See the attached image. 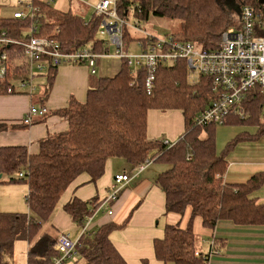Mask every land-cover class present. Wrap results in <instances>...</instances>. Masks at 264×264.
<instances>
[{"label": "trees", "instance_id": "obj_1", "mask_svg": "<svg viewBox=\"0 0 264 264\" xmlns=\"http://www.w3.org/2000/svg\"><path fill=\"white\" fill-rule=\"evenodd\" d=\"M228 1L118 0L120 17L129 21L128 15L132 11L137 20L135 24L124 25V41L127 45L132 40L144 38L132 25H140L139 21L147 20L153 14L179 20L181 37L177 38L201 48H216L224 31L239 27L241 6L259 9L261 4V0H234V9V3L229 5ZM33 3L43 15L40 35L58 41L62 50L91 46L97 52L110 51L107 36L100 33L103 16L94 12L87 21L82 14L55 9L49 2L34 0ZM1 9L0 4V32L6 30L8 36L16 40H27L29 34L23 29L31 24V20L4 17ZM5 49L7 77L0 80V95L14 94L7 91L12 79L34 77H31L30 62L25 58L22 45L13 43ZM49 62L47 75L52 84L58 66ZM147 77L145 65L138 66L134 74L133 67L122 59L120 71L98 78L96 84L90 86L85 101L71 99L66 108L57 111L67 120L69 128L41 140L36 152L24 144H0V184H25L29 208L26 213L0 210V264H9L18 239L27 240L31 245L28 264H52L58 255L57 239L43 232L44 224L52 220L63 192L79 175L87 173L91 181H97L104 174L107 162L115 157L124 159L134 170L148 159L152 162L145 169L153 163L165 165L158 173L156 183L165 192L166 211L184 215L188 208L191 209L185 229L180 224L167 225L164 237L155 241L156 256L164 262L206 264L204 257L196 254L198 241L193 225L197 216L210 228L225 219L239 224H264V201H260L257 194L264 186V171L256 172L243 183H229L225 178L227 154L235 145L264 135L261 104L252 106L247 118L230 117L224 123L254 125L258 132H239L219 153L215 131L218 124H195L196 116L213 99L211 79L200 75L198 81H191L184 59L170 65L160 64L151 92L146 86ZM152 109L183 112L185 131L171 145L149 138L148 115ZM48 114L35 120L43 121ZM10 126L0 120V134ZM100 200L98 197L90 200L74 197L64 205V210L81 227ZM121 225L108 223L82 235L77 243L74 264H129L110 238Z\"/></svg>", "mask_w": 264, "mask_h": 264}, {"label": "crops", "instance_id": "obj_2", "mask_svg": "<svg viewBox=\"0 0 264 264\" xmlns=\"http://www.w3.org/2000/svg\"><path fill=\"white\" fill-rule=\"evenodd\" d=\"M85 9V5L78 6V13L85 12ZM108 46L110 48V43ZM121 65L122 60L116 56L99 58L96 73L91 72L88 64H63L58 66L52 84L48 75L46 79L39 77L44 75L43 72L35 74L38 76L36 82L42 83L43 80L45 82L47 80L44 86L40 83L43 86L42 93L40 91L37 94L39 90L37 89L32 95L22 93L0 95V120L11 125L0 134V144H24L36 152L41 140L69 128L67 120L57 111L66 108L71 99L85 101L90 86L96 84L100 77L117 74ZM98 72L101 73L100 76H97ZM31 105L48 106L49 114L43 121L23 123V118ZM184 131L185 117L181 110L166 112L150 110L147 131L149 138L174 142ZM257 142L241 141L227 154L228 166L225 173L227 182L247 181L255 174H251L250 168L264 171L259 165L264 163L260 157L263 153L262 145ZM115 162L114 158L107 162L104 174L97 181H91L87 173L79 175L63 192L52 220L44 224L43 232L50 233L58 239L63 231L70 233L71 238L77 231L74 236V241H77L82 226L80 227L64 210V205L74 197L83 200L94 197L102 199L111 188L115 175L127 171L132 174V179L121 189L119 197L111 205L112 214L108 213L109 208H103L98 204L93 213L86 216L91 220V230L94 231L98 226L108 223L122 224L110 234V238L129 264H174L164 262L156 256L155 241L164 237L167 225L180 224L185 229L190 220L191 209L188 208L184 215L166 211L165 192L156 183L158 173L165 168L163 164L154 163L158 165L156 168L149 170L148 167L137 173L127 162L128 165L123 168L116 166ZM13 186L15 191L11 189ZM8 187L11 193H19L21 197L25 194L26 199L27 186L8 184ZM257 194L260 201H264V186ZM0 210L15 212L3 210L2 207ZM26 212H29V208ZM193 230L197 236V249L207 254L209 264H264V224H239L225 219L220 220L214 228H210L197 216L194 219ZM205 245L207 249H203Z\"/></svg>", "mask_w": 264, "mask_h": 264}, {"label": "built area", "instance_id": "obj_3", "mask_svg": "<svg viewBox=\"0 0 264 264\" xmlns=\"http://www.w3.org/2000/svg\"><path fill=\"white\" fill-rule=\"evenodd\" d=\"M34 0L18 1L19 6L26 7L27 11L16 10L11 16L14 18L30 19L31 24L23 31L29 34L27 40H16L8 36L6 30L0 32V80L7 77L6 46L20 44L24 47L25 58L30 62L31 77L37 72L47 70L50 60L53 65L63 64H88L91 72H97V61L105 56H116L126 59L133 73H137L140 65L148 69L146 86L148 92L152 91L156 69L160 64L170 65L179 59L186 60L189 69V79L198 81L200 75L211 79L213 99L195 119V124L206 126L211 124H224L230 117L247 118L251 114V107L260 103L264 108V0H261L260 8L255 9L250 5L241 6L239 27H231L223 32L218 46L213 49L198 47L191 41H185L176 36L161 38L154 36L142 29L138 24L132 25L141 37L136 41L143 50L139 54H129L124 49V25L129 24L120 17L117 10L118 0H83L94 8L98 16H103L100 33L107 36L109 43L116 45L115 53L97 52L91 46H83L74 51L61 49L58 41L40 35V20L43 15ZM26 30V31H25ZM143 40L146 42L143 43ZM19 89L9 84V93L28 92L33 94L36 86L32 78L18 80ZM264 111V110H263ZM49 112L48 106L31 105L23 118L26 124H32L35 119L45 116ZM171 145L169 141L164 142ZM152 162L148 159L145 164L138 166L135 172L143 171ZM22 175V173H20ZM132 179L129 172L118 173L114 182L99 204L103 208H109L119 197L121 189ZM91 220L85 219L80 237L89 234ZM79 240V239H78ZM77 241H73L70 233L61 232L55 244L58 255L54 257L52 264H63L66 260L77 256ZM202 255L209 264L207 255Z\"/></svg>", "mask_w": 264, "mask_h": 264}, {"label": "rangeland", "instance_id": "obj_4", "mask_svg": "<svg viewBox=\"0 0 264 264\" xmlns=\"http://www.w3.org/2000/svg\"><path fill=\"white\" fill-rule=\"evenodd\" d=\"M18 1H22V0H0V4H1V8H2L1 9V15L4 17H10L13 14V12L16 10L27 11L28 9L26 7L18 5ZM23 1H28V0H23ZM43 1L49 2L53 8L61 10V11L71 10L73 12H78V6H80V5L84 6L85 5L86 6L85 12H82L81 14L83 15V17L87 21H89L92 18V16L94 15V8L91 5L88 6V4L83 0H43ZM232 3H234V0L228 1L229 5H231ZM235 6L236 5L234 3V9L236 8ZM128 19H129V21H128L129 24L137 23V20L133 16L132 11L128 15ZM139 24L142 27V29H144V30L146 29V31H148L149 33H151L155 36L161 37V38L171 37L172 35L176 36V37H178V36L181 37L180 36L181 35L180 34V31H181L180 21L176 20V19H169L167 17H161V16H156V15L151 14L147 20L139 21ZM128 27H129V25H128ZM127 29L129 30V28H127ZM130 31H132V30L130 29ZM132 35H136V33L132 32ZM125 43H126V41H125ZM127 43H128V41H127ZM124 49L129 54H139L142 52L143 47L140 46L137 41L132 40L131 42H129L124 47ZM115 51H116V45L114 43H110V53H115ZM36 73H39V72L36 71ZM43 73H44V75H41L39 77L46 79V77H47L46 73L47 72H43ZM100 75H101V73L98 72L97 76H100ZM37 78H38V76L35 75L32 78V80H33L32 82L36 86L34 93L36 92L37 89H39L37 92V94H39V92L43 88L44 84L47 83V80H46V82L43 80L42 83H41V81L36 82ZM18 82L19 81L17 79H12V81H11V84H13V86L15 87L16 90L19 89ZM40 83L43 86H41ZM41 93H42V91H41ZM215 131H216V138H217L216 139V143H217L216 145H217V150L219 151V153L224 151L228 142L231 141L239 132L247 131L251 134H256L258 132L256 126L247 125V124H218L216 126ZM251 141H258L257 143L262 145L263 153L261 154L260 157L264 161V135L261 136L257 140H251ZM238 144L235 145L234 149L238 146ZM114 161H116L115 162L116 166H120L122 168H123V166L128 165L126 163V161L123 160L122 158H114ZM259 165L261 168H264V163H259ZM156 166H158V165L153 163L149 167V170L156 168ZM164 166L165 165H163V167ZM254 167H256V166H254ZM159 168H160V166H159ZM250 170H252L251 174L259 172V171H257L259 169L250 168L249 171ZM11 184H14V185L19 186V187H26L25 184H23V183H11ZM8 189H9L8 183L0 184V209L2 207L3 210H12V211L14 210L15 212L16 211L26 212L28 207H27V202L25 199V194L23 195V197H24V199H23V197H21V194L11 193L10 190H8ZM11 189L14 191L16 190L15 186H13ZM11 200H14L15 202H12ZM46 227L47 226H45V229H46ZM76 233H77V231H75V233L72 237L73 241H74V238H75L74 236ZM30 247H31V245L27 240H24V239L16 240L14 243V253L12 254L13 256L11 255V257L9 259V264H28L27 263L28 262V251H29ZM203 249H207V245H205L203 247ZM196 252H200V253L204 254L200 250H197ZM205 255H207V254H205ZM74 261H75V258L68 259L63 264H74V263H76ZM79 262H81V259H79Z\"/></svg>", "mask_w": 264, "mask_h": 264}, {"label": "water", "instance_id": "obj_5", "mask_svg": "<svg viewBox=\"0 0 264 264\" xmlns=\"http://www.w3.org/2000/svg\"><path fill=\"white\" fill-rule=\"evenodd\" d=\"M0 177H1V175H0Z\"/></svg>", "mask_w": 264, "mask_h": 264}]
</instances>
